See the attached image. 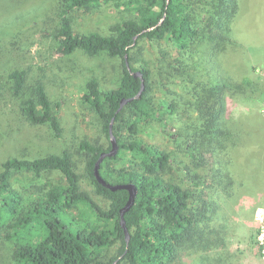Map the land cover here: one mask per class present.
Instances as JSON below:
<instances>
[{
	"label": "trees",
	"instance_id": "obj_1",
	"mask_svg": "<svg viewBox=\"0 0 264 264\" xmlns=\"http://www.w3.org/2000/svg\"><path fill=\"white\" fill-rule=\"evenodd\" d=\"M5 1L0 0V8ZM53 4L58 21L48 38L56 43L57 53L71 58L80 52L120 62L119 84L104 89L97 77L86 82L82 102L95 116L101 134L80 142L77 152L84 156L83 176L80 161L70 150L37 158L9 157L1 163L0 264H184L183 253H189L190 262L196 264L225 262L211 258L227 247L219 202L231 206L228 203H237L248 191L238 158L254 149L237 136L229 101L258 89L251 79L239 81L235 68L226 66L232 53L244 48L235 34L241 0H171L169 4L167 0H56ZM103 5L131 17L106 33H76L74 13H92ZM14 39L0 38V70L7 72L5 79L15 97L26 95L20 107L23 118L62 138V121L44 78L29 86L31 67L8 63L20 43ZM144 42L152 43L156 58L147 56ZM127 63L132 73L142 74L145 90L119 111L121 102L135 98L142 86ZM155 93L161 94L157 107ZM113 120L120 149L117 156L104 159L100 175L109 184H134L138 189L135 205L125 215L129 244L120 224L129 192H113L95 176L100 156L111 150ZM151 120L164 131L168 120L174 122L175 133L168 132L176 150L161 149L141 138L142 126ZM20 173L38 174L48 182L57 173L61 183L49 182L23 193L13 183ZM83 179L92 185V193L82 187ZM94 195L107 201L108 208L98 204Z\"/></svg>",
	"mask_w": 264,
	"mask_h": 264
},
{
	"label": "rangeland",
	"instance_id": "obj_2",
	"mask_svg": "<svg viewBox=\"0 0 264 264\" xmlns=\"http://www.w3.org/2000/svg\"><path fill=\"white\" fill-rule=\"evenodd\" d=\"M55 1L8 0L0 8V38L11 40L15 37L14 41L20 40L16 44V53L8 63L12 67H31L29 86L35 80L44 78L63 127L62 138H56L48 127L31 126L20 109L26 95L15 97L10 83L5 79L7 72L0 70V167L9 157L37 158L70 150L79 159V173L83 176L84 156L77 149L83 138L92 141L101 134L95 116L82 102L86 82L97 77L104 89L118 86L116 78L120 62L105 57L89 58L80 52L71 58L58 54L56 43L48 38L49 32H52L50 28L58 21L55 5L52 6ZM74 17L76 33H106L121 20L131 17V14L103 5L92 13L75 12ZM236 22L235 34L244 48L232 53L228 65L225 63L229 68H235L234 76L238 73L236 77L239 81L251 79L258 89L248 91L246 98L239 96L230 99V122L236 127L237 136L254 149L238 158L237 168L247 178L248 191L245 195H239L237 203H228L231 206L218 201L221 206L219 224L223 225V233L228 239L226 249L216 250L211 258L215 260L219 257L228 264H264V0H241ZM5 25H9L7 30H3ZM166 45L164 47L167 48ZM143 47L147 49L149 58L157 57L152 43L144 42ZM160 96L159 93L153 95L156 107ZM168 122L164 131L159 122L151 120L142 126L141 138L161 149L176 150L168 132L171 130L175 133L176 126L173 121ZM178 155L189 163V158L183 153L178 151ZM116 167L118 169L120 165L116 164ZM49 182L61 183V176L56 173ZM49 182L38 174L20 173L13 177L14 185L23 193L34 186L42 189ZM208 182L211 184L210 178ZM81 185L93 192L92 185L86 179L82 180ZM214 198L218 199L216 196ZM94 199L104 209L108 208L109 203L101 197L94 195ZM74 213L78 217L76 211ZM182 256L184 264L195 263L190 262L189 253Z\"/></svg>",
	"mask_w": 264,
	"mask_h": 264
},
{
	"label": "water",
	"instance_id": "obj_3",
	"mask_svg": "<svg viewBox=\"0 0 264 264\" xmlns=\"http://www.w3.org/2000/svg\"><path fill=\"white\" fill-rule=\"evenodd\" d=\"M171 0H167V3L169 4ZM164 21V18L163 20ZM161 21V22H162ZM127 67L129 69V71L132 73V70L130 68V65L127 63ZM136 78H140L141 81H142V86H141V91L138 93V95L135 97V98H131V99H125L121 102V107L119 109L122 110L124 108V106H126L127 104H129L130 102L136 100V99H139L141 94L144 92L145 90V83H144V79L142 77V74L140 72H136V73H132ZM113 126H114V120L112 121L111 125H110V143H111V150L110 152L108 153H103L99 160L97 161L96 163V166H95V176H96V179L98 180V182L103 185L104 187L110 189L111 191L113 192H116V191H120V190H125V191H128L129 192V200L127 202V204L125 205V207L121 210L120 212V215H121V218H120V224H121V227L124 231V234H125V237H126V241H127V244H129L130 242V239H131V235H130V232L128 230V227H127V223H126V219H125V215L126 213H128L132 207L135 205V202H136V198H137V195H138V189L137 187L134 185V184H123V185H112V184H109L107 183L100 175V167H101V164L103 163L104 159L105 158H112V157H115L118 155L119 153V143H118V140L116 138V136L114 135V132H113Z\"/></svg>",
	"mask_w": 264,
	"mask_h": 264
}]
</instances>
